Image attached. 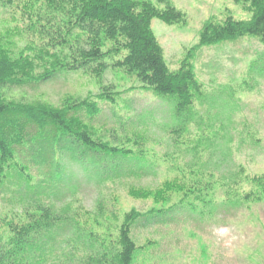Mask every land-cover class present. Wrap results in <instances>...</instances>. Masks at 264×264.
Listing matches in <instances>:
<instances>
[{"label": "trees", "instance_id": "1", "mask_svg": "<svg viewBox=\"0 0 264 264\" xmlns=\"http://www.w3.org/2000/svg\"><path fill=\"white\" fill-rule=\"evenodd\" d=\"M157 1L165 7L151 0H0V9L14 19L12 26L0 32V89L38 84L66 69L81 70L100 81L112 67L134 73L141 88L175 95L180 110L192 105L195 92L202 88L193 65L201 47L245 35L264 42V0H233L251 17L205 20L197 43L172 70L151 21L157 17L168 24L182 22L185 13L169 0ZM119 93L102 86L96 94L82 98L66 95L59 106L15 101L0 93V188L10 195L9 202L20 204L0 218V264H134L142 246L132 237L133 226L140 220L146 224L165 221L167 205L197 198L194 188L199 182L188 183L175 175L155 187L128 185L130 197L152 201L145 211L135 207L109 211L102 199L88 210L75 197L62 200L66 190L77 186L66 179L62 163L69 145H75V150L80 145L83 154L81 161L70 160L72 167L98 184L147 173L142 154L136 157L142 158L139 166L125 162L126 171L125 163L111 165L113 160L119 163L115 155L128 156L132 150L95 137L82 118V113L94 116L101 111L98 100L114 102ZM26 150L28 161L44 175L36 182L30 167L19 160ZM86 157L99 161L87 166ZM244 176L248 187L234 192V200L240 205L262 202L264 172Z\"/></svg>", "mask_w": 264, "mask_h": 264}, {"label": "rangeland", "instance_id": "2", "mask_svg": "<svg viewBox=\"0 0 264 264\" xmlns=\"http://www.w3.org/2000/svg\"><path fill=\"white\" fill-rule=\"evenodd\" d=\"M151 1L165 7V3ZM169 1L185 13V20L168 24L154 17L151 26L172 70L197 43L205 20L221 22L227 15L251 17L250 11L233 0ZM13 24L11 13L0 9V32ZM193 65L202 88L195 92L193 104L180 110L176 109L175 95H158L141 88L134 73L112 67L100 81L81 70L66 69L38 84L3 87L0 93L15 101L59 106L66 95L82 98L96 94L102 86L120 92L114 102L98 100L101 111L97 115L82 113V118L95 137L132 150L128 156L115 155L119 163L113 160L111 165L135 161L139 166L142 158L136 157L142 154L147 173L126 174L98 184L72 167L70 160L81 161L83 154L80 145L78 150L69 145L62 163L66 179L71 178L77 186L65 191L63 201L75 197L86 209L94 210L102 199L109 211L112 207L145 211L152 201L130 197L128 185L155 187L175 175L188 183L199 182L194 188L196 199L175 200L165 207H170L162 215L165 221L146 224L140 220L133 226L132 237L142 246L134 264H264V200L240 205L233 194L248 187L244 175L264 172V42L245 35L203 46ZM28 153L20 154L19 160L30 167L36 182L44 175L28 161ZM85 160L87 166L99 161L93 162L91 157ZM4 189L0 188V218L20 208L19 203L9 202L10 195Z\"/></svg>", "mask_w": 264, "mask_h": 264}]
</instances>
